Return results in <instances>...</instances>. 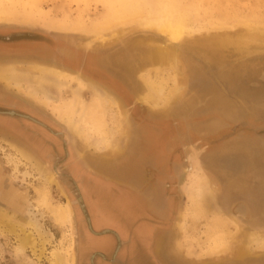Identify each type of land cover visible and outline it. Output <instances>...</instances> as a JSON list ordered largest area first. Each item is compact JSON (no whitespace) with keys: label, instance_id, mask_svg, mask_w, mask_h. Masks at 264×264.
I'll return each mask as SVG.
<instances>
[{"label":"rangeland","instance_id":"rangeland-1","mask_svg":"<svg viewBox=\"0 0 264 264\" xmlns=\"http://www.w3.org/2000/svg\"><path fill=\"white\" fill-rule=\"evenodd\" d=\"M5 23L52 32L11 25L0 26V32H38L57 40L55 46L65 55L97 57L132 88L134 100L149 99L148 85L161 84L166 97L178 84L183 86L167 107L156 110L143 101L162 112L146 113L149 118H165L175 126L184 170L172 224L152 245L156 260L151 252L129 248L126 264H264V47L253 43L249 52H238L234 46L211 44L219 36L246 31L264 36V0H0V25ZM167 28L172 38L164 32ZM154 52L175 58L154 59ZM42 69L59 72L67 83L43 80ZM2 75L43 86L53 100L31 96L0 79L1 93L44 109L70 136L77 156L90 158L94 167L108 169L134 144L136 124L126 122L130 108L80 70L8 56L0 59ZM8 110L0 107V213L24 220V209L33 206L53 238L42 253L40 240L35 251L19 250L17 236L0 228V264H53L57 250L67 264H97V258L91 259L99 248L82 242L96 240V235L85 223L84 207L71 191L75 188L64 185L59 179L63 173L34 154L19 133L24 128L45 131L22 123ZM73 116L79 125L72 124ZM126 123V140L119 151L111 150L108 129H116L122 140ZM96 137L106 140L96 143ZM241 204L244 216L238 214ZM61 208L67 217H61ZM105 208L119 219V205ZM105 208H100L102 214ZM27 229L34 231L31 225Z\"/></svg>","mask_w":264,"mask_h":264},{"label":"flooded vegetation","instance_id":"flooded-vegetation-1","mask_svg":"<svg viewBox=\"0 0 264 264\" xmlns=\"http://www.w3.org/2000/svg\"><path fill=\"white\" fill-rule=\"evenodd\" d=\"M56 42L34 31H2L0 59L23 56L59 62L101 82L130 108L136 124L135 141L126 155L115 160L108 169H98L90 158L77 156L80 152H76L70 136L56 127L55 120L38 105L0 92V107L9 108L8 111L14 113L12 116L22 123H32L45 131L46 134L24 128L19 133L30 142L34 154L63 173L59 179L64 185L75 188L71 191L84 207L85 223L96 235L93 242L89 239L82 242L99 248L91 261L97 258V264H126L131 258L129 248L151 252L156 260L152 246L155 236L170 227L180 199L184 167L175 126L170 121L149 118L135 102L131 90L113 77L97 57L65 55L58 51ZM59 155L62 157L55 159ZM99 202L103 206L96 207ZM114 205H119L121 214L116 220L112 218L115 212L109 213L105 208L112 209ZM100 208H105L106 212L102 214ZM109 251L110 257L107 256Z\"/></svg>","mask_w":264,"mask_h":264},{"label":"bare ground","instance_id":"bare-ground-1","mask_svg":"<svg viewBox=\"0 0 264 264\" xmlns=\"http://www.w3.org/2000/svg\"><path fill=\"white\" fill-rule=\"evenodd\" d=\"M110 19H111L110 16L107 17L104 21V25L108 24L110 22L109 21ZM164 32L167 33L171 38L174 36L172 34L173 31L169 28L164 29ZM214 38H216V37H214ZM211 39H213V38H211ZM212 43L215 47H222V46H226V47L232 46L233 47L234 46L238 50V52L239 51L249 52V47L253 43H257V44L261 45L262 47H260V48L258 47V48L263 49V47H264V36H259L252 31H246L243 33H237L233 36H229V35L219 36V38L212 40L211 44ZM223 48H225V47H223ZM228 48H230V47H228ZM151 57L154 59H157L160 57L161 60H162V58L163 59L166 58L168 60H172L175 58L173 56H170L167 58V54L165 55L164 53H161V52H154L151 55ZM41 72H42V74H44L43 80H45L47 82L49 81V82H52L56 85L57 84L65 85L67 83L66 80H64V77H62L63 78L62 80L60 79L61 75L57 71H49L46 69H44V70L42 69ZM0 79H3L6 82H8L10 87H12L14 89L15 88L25 89V91L28 92V94H30L31 96L41 95L43 97V99H45V100H53L54 99V97L52 95H50L48 92H46L43 89V86L40 83L32 82L29 79H24L18 75H10V76L2 75V76H0ZM23 86H25V87H23ZM182 88H183V86L181 84H178L177 87L171 92V94L166 97L164 95V88L161 84H157V85H153V86L148 85L149 93H147V94H148L149 99L148 100L142 99L141 101H144V100L147 101L153 109L158 110L162 107H167V105H169L171 101L173 102V100L179 98ZM112 101L115 102V100H113V99H112ZM74 114H78V108L75 110ZM71 121H72L73 125H79V123H80L79 118L76 116H73ZM82 130L83 129L81 127L78 128V132L81 133ZM127 134H128L127 123L125 125V130L123 131L122 140L119 138L120 134L116 129L109 128L108 132H107V138L106 139L110 145V149L113 151H119L120 147H121V143L124 140H126V138H127ZM106 139L104 137H102V138L96 137L95 139H93V141H95L96 143H101V142H104ZM119 139L121 140V142ZM40 172L43 173L42 171H40ZM44 175H45V173H43V176ZM46 180H48V178H46ZM43 202L45 204L47 203V201L45 199L43 200ZM35 209L36 208L33 206H31L30 209L28 208V210L24 209V211L28 214V218L27 219L24 218V220H18L15 217H12L10 215L0 213V228L3 231H7L8 233L14 234L17 236L18 241L20 243L19 250H23L25 247H30L33 249V251H35L36 250L35 249L36 243H38V240H40V243L42 245L40 251L42 253V251L44 249V244H46L47 242L52 240L53 234L51 231H49L43 227L42 223L38 219V215H37ZM60 212H61L62 218L67 217V210L66 209L61 208ZM30 225L34 227V231L27 229L28 226H30ZM34 233H35V235H34ZM52 256H53V260H52L53 264H67V259L58 250L53 252Z\"/></svg>","mask_w":264,"mask_h":264},{"label":"crops","instance_id":"crops-1","mask_svg":"<svg viewBox=\"0 0 264 264\" xmlns=\"http://www.w3.org/2000/svg\"><path fill=\"white\" fill-rule=\"evenodd\" d=\"M127 89L132 90V88H130V87H127ZM135 102L138 103V104L143 108V110H144L147 114L153 113L154 115H156V114L162 113V112H159V111H155V110H153V109H152L147 103L141 101L140 99L135 100ZM142 102H143V103H142ZM159 116H160V115H159ZM126 117H127V120H126L127 122H130V121L133 122V118H132V116L127 115ZM161 117H162V116H161ZM161 119H162V118H158V119H156V120H157V121H160ZM164 120H165V118H164Z\"/></svg>","mask_w":264,"mask_h":264},{"label":"water","instance_id":"water-1","mask_svg":"<svg viewBox=\"0 0 264 264\" xmlns=\"http://www.w3.org/2000/svg\"><path fill=\"white\" fill-rule=\"evenodd\" d=\"M6 25H11V26H15V27H24L25 26V28H31V29H38V30H42L43 32H52V31H46V30H44V29H42V28H40V27H35V26H29V25H17V24H12V23H5V24H2V25H0V26H6ZM11 114L13 113V112H10ZM238 214H241L242 216H244L245 215V207H244V205H239L238 206Z\"/></svg>","mask_w":264,"mask_h":264}]
</instances>
